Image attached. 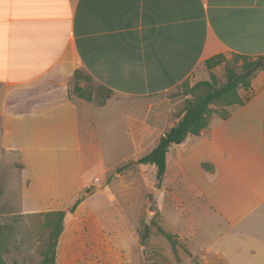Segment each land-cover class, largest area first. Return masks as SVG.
Here are the masks:
<instances>
[{
    "label": "crops",
    "instance_id": "obj_1",
    "mask_svg": "<svg viewBox=\"0 0 264 264\" xmlns=\"http://www.w3.org/2000/svg\"><path fill=\"white\" fill-rule=\"evenodd\" d=\"M228 54L264 56V0H0V200L15 185L23 214L57 211L114 168L93 140L90 102L69 95L77 71L143 99ZM250 94L168 153L160 191L183 185L210 212L204 264H264V79ZM141 123L148 138L131 131L135 155L153 133Z\"/></svg>",
    "mask_w": 264,
    "mask_h": 264
},
{
    "label": "rangeland",
    "instance_id": "obj_2",
    "mask_svg": "<svg viewBox=\"0 0 264 264\" xmlns=\"http://www.w3.org/2000/svg\"><path fill=\"white\" fill-rule=\"evenodd\" d=\"M234 58L233 54H228L226 61L212 70L203 64L195 78L187 81L188 86L211 81L219 87L226 80V63L241 72L243 62ZM250 60L256 61L258 57ZM261 64L260 61L255 79H264V66L261 67ZM76 84L94 99L88 106L92 118H96L93 140L99 147V155L105 157L104 167L115 166L90 188L92 193L87 198H90L88 201L91 204H80L74 214L67 213L58 243L57 263L204 264L200 251L202 246L208 245V237L211 236L209 210L195 204L193 193H185L184 186L178 183L171 184L170 194L165 195L157 186L155 167L138 163L158 142L159 134L180 118L185 100L189 98L184 96L187 87L180 85L164 94L143 99L113 94L104 106L99 107V84L87 78L86 74L73 82L71 88ZM240 93L244 94L242 90ZM141 122H145L147 128L151 127L153 133L145 144L136 145L135 155L132 154L135 149L131 144V131L135 130L137 142H142L147 134ZM87 145L84 143L83 146L86 159ZM123 166L127 167L116 174L115 171ZM10 189H15V185L9 188L5 195L7 198L0 200V255L6 264H41L50 229L44 218L35 215L48 212L23 214L18 204V193ZM80 193L73 196L71 204H57V207L67 211ZM183 210L193 216L184 218ZM145 226H149L150 235L147 243L142 245ZM158 228L175 236L178 241L175 251Z\"/></svg>",
    "mask_w": 264,
    "mask_h": 264
},
{
    "label": "trees",
    "instance_id": "obj_3",
    "mask_svg": "<svg viewBox=\"0 0 264 264\" xmlns=\"http://www.w3.org/2000/svg\"><path fill=\"white\" fill-rule=\"evenodd\" d=\"M233 55L235 61L242 60L243 62L240 67L241 72L226 63V80L219 87L211 81H201L192 87L188 86L187 81L181 84L182 86L187 87L184 96L189 97L185 100L184 111L174 126L160 138L156 147L138 160L140 165H153L155 167L156 178L158 181L157 186L159 188L167 171V159L170 148L173 145L183 144L189 137H199L201 132L208 128L214 114H216L221 120L227 119L231 115L230 109L243 106L246 98L251 95L250 89L252 81L255 79V74L258 71L259 62H262L261 67L264 66V56H259L258 60L252 61L250 60L252 58L251 56ZM225 61V55H218L207 60L204 64L207 66L208 70H212L223 64ZM83 73L86 74L83 71H77L72 80L69 81V95L71 98L82 99L92 103L94 102L92 95L89 94L87 96L83 88L78 86V84H76L73 89L71 88L73 82L76 83L79 78L84 75ZM87 78L92 79L88 75ZM212 78L214 79V75ZM97 90L101 97V100L97 102V106L99 107L104 106L107 101L111 99V96L115 94L111 89L100 84ZM240 90H242L244 94H241ZM202 166L205 170L211 168L208 163H203ZM126 167L127 166L118 168L115 173L120 174ZM91 193L90 188L84 190L78 195L67 211L58 210L35 215V217L44 218V222H46L47 227L50 229L48 246L43 255L41 264H58L57 249L59 239L64 231L65 217L67 213L74 214L80 204ZM158 232L166 238L175 251L178 245L175 236L165 232L161 228H158ZM149 235L150 228L149 226H145L141 236L142 245L147 243ZM0 264H6L1 255Z\"/></svg>",
    "mask_w": 264,
    "mask_h": 264
},
{
    "label": "water",
    "instance_id": "obj_4",
    "mask_svg": "<svg viewBox=\"0 0 264 264\" xmlns=\"http://www.w3.org/2000/svg\"><path fill=\"white\" fill-rule=\"evenodd\" d=\"M70 214V213H69ZM70 215H72V214H70ZM66 218V217H65ZM65 221V220H64Z\"/></svg>",
    "mask_w": 264,
    "mask_h": 264
}]
</instances>
